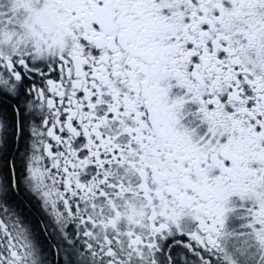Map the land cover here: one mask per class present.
<instances>
[{"label": "snow or ice", "instance_id": "1", "mask_svg": "<svg viewBox=\"0 0 264 264\" xmlns=\"http://www.w3.org/2000/svg\"><path fill=\"white\" fill-rule=\"evenodd\" d=\"M0 264H264V0H0Z\"/></svg>", "mask_w": 264, "mask_h": 264}]
</instances>
